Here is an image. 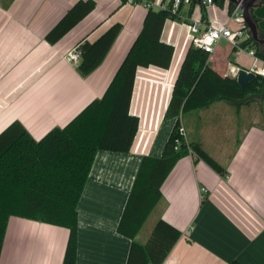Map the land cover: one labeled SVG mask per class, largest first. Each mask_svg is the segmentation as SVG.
Segmentation results:
<instances>
[{"label": "crops", "instance_id": "crops-1", "mask_svg": "<svg viewBox=\"0 0 264 264\" xmlns=\"http://www.w3.org/2000/svg\"><path fill=\"white\" fill-rule=\"evenodd\" d=\"M77 1L0 0V133L18 122L39 141L100 99L147 12L139 4L93 0L90 14L56 43H47L45 35ZM213 8L205 9L208 25H222L227 5L221 8L223 15ZM216 15L219 20H214ZM191 22H200V15ZM113 24L121 25L120 33L90 74L81 75L64 60L80 43H93ZM228 26L235 28L232 23ZM191 38L187 25L165 22L161 40L173 46L168 69L137 68L129 113L138 118V129L127 153L98 151L95 155L76 206L75 264H126L131 241L118 234L117 225L141 159L162 155L173 125L163 116ZM244 57L253 59L220 40L208 62L220 74L217 69L227 63L249 69L252 65ZM261 103V98L244 103L216 101L186 112V118L180 116L187 142L198 144L224 169V175L192 155L180 159L170 171L160 187V200L134 239L144 245L158 220L177 229L180 237L162 264H264ZM67 239L66 228L10 217L0 264H62Z\"/></svg>", "mask_w": 264, "mask_h": 264}, {"label": "trees", "instance_id": "trees-1", "mask_svg": "<svg viewBox=\"0 0 264 264\" xmlns=\"http://www.w3.org/2000/svg\"><path fill=\"white\" fill-rule=\"evenodd\" d=\"M223 3L224 0L215 2L220 7ZM195 5L191 3L186 12L182 6L176 13L169 9L147 10L138 35L103 96L89 103L63 128L51 130L39 141L32 139L18 122L0 133V251L8 219L18 217L66 228L68 239L62 264H75L76 206L95 155L98 151L130 150L138 129V118L129 113L137 68L168 69L173 46L161 40L164 23L182 19L190 25ZM232 6L228 4L229 9ZM94 8L93 0L77 1L45 35V41L56 43ZM249 16L264 41V0H256L249 8ZM200 21L208 25L204 7H200ZM120 30V24H113L93 43L84 41L77 46V70L81 75L90 74L100 65ZM239 47L264 61V48L251 37ZM208 58V53L191 44L187 48L163 116L173 125L162 155L143 157L139 163L117 225L118 234L131 241L126 264H162L178 241L180 232L163 220L155 223L144 245L134 239L160 200L162 183L180 159L192 155L218 175H224V169L198 144H185L179 134L180 116L216 101L248 102L264 87V79L255 76L241 88L235 78L214 71Z\"/></svg>", "mask_w": 264, "mask_h": 264}, {"label": "built area", "instance_id": "built-area-1", "mask_svg": "<svg viewBox=\"0 0 264 264\" xmlns=\"http://www.w3.org/2000/svg\"><path fill=\"white\" fill-rule=\"evenodd\" d=\"M121 4L135 5L139 4L143 6L146 10L154 9V10H167L169 9L172 13H176L178 8L182 6L189 7L192 0H160L156 2L147 1V0H118ZM224 3L227 5L226 9V22L219 26H210L205 25L200 22H191L190 24V32L192 34L191 45L195 48L202 50L203 52L208 53L209 58L213 54L214 49L217 43L220 40H225L232 48H235L239 51H245L239 47L240 43L250 38V33L243 19V15L240 10L239 5L232 4V8L228 7V0H224ZM199 8L204 7L205 9L215 4L214 0H199V2L195 3ZM229 23H232L235 28L230 29L228 26ZM201 26L203 29L201 30ZM253 58V64L249 69L245 70L240 67H235L233 65H227L223 70L225 77L237 78V75L240 70H245L246 72H251L255 76L262 77L264 79V61L258 59L254 56L252 51H246ZM208 58V61H209ZM64 60L67 63L72 64L74 67H78L80 62V52L77 47L68 52L64 56ZM181 120V118H179ZM179 134L183 138L185 144H187L186 134L184 128L181 125L179 127ZM179 141H176V146H178ZM200 191L205 193V188H201Z\"/></svg>", "mask_w": 264, "mask_h": 264}, {"label": "water", "instance_id": "water-1", "mask_svg": "<svg viewBox=\"0 0 264 264\" xmlns=\"http://www.w3.org/2000/svg\"><path fill=\"white\" fill-rule=\"evenodd\" d=\"M217 0H214L216 2ZM193 3L199 2V0H192ZM229 3L239 5L241 13L243 15V19L245 21V24L248 28V31L250 33L251 38L255 41L258 42L263 48H264V41L258 36L256 27L254 23L252 22L250 16H249V8L254 5L256 0H228ZM255 75L251 72H246L245 70H240L236 81L238 85L243 88L244 85L251 80H253Z\"/></svg>", "mask_w": 264, "mask_h": 264}, {"label": "rangeland", "instance_id": "rangeland-1", "mask_svg": "<svg viewBox=\"0 0 264 264\" xmlns=\"http://www.w3.org/2000/svg\"><path fill=\"white\" fill-rule=\"evenodd\" d=\"M157 1V0H156ZM223 6H224V3H223ZM222 6V7H223ZM213 9L214 10H217V14H222L223 13V9H221L222 7H220L219 5H217V4H213ZM188 10V7L187 6H185L184 8H183V11H187ZM200 15V8L197 6V5H195L193 8H192V14H191V17H190V21H191V19L192 20H194V19H197L198 18V16ZM223 15V14H222ZM215 16V15H214ZM225 16V15H224ZM220 19V17L219 16H217L216 15V17L214 18V20H219ZM222 19H223V16H222ZM167 23H169V24H172L173 26H178V25H181V26H183V25H187V29L190 27V25L188 24V23H186V22H184L182 19H168V20H166V24ZM232 27V26H231ZM203 29V26H201V30ZM230 29H232V28H230ZM239 54H241V53H239ZM244 58H248V57H244ZM248 64L249 65H252L253 64V59H250V58H248ZM228 62H230V61H228ZM228 65V63L227 64H225V67L224 68H221V69H217V70H220V74L222 75V74H224V69L226 68V66ZM223 76V75H222ZM261 93L259 94V95H257V96H255V97H250L249 99H254V98H261L262 99V103H261V106H262V108H264V87L261 89V91H260ZM184 115H185V113L183 114V117H184ZM182 116V115H181ZM214 117H215V120L217 121L218 120V116H215V114H214ZM184 118H186V117H184ZM183 125H185V127H186V123H185V119H184V122H183ZM194 126H196V124L194 125ZM193 131H194V129H193ZM193 134H194V132H193ZM187 136H188V138L190 139V136H189V134H187ZM155 217V213H153L152 215H151V217H150V219L149 220H153V218Z\"/></svg>", "mask_w": 264, "mask_h": 264}]
</instances>
